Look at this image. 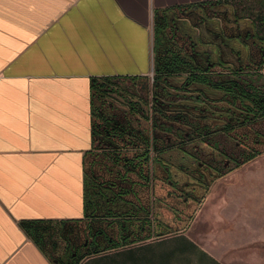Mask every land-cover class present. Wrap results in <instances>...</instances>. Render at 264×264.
I'll use <instances>...</instances> for the list:
<instances>
[{
    "label": "crops",
    "instance_id": "0c3cea01",
    "mask_svg": "<svg viewBox=\"0 0 264 264\" xmlns=\"http://www.w3.org/2000/svg\"><path fill=\"white\" fill-rule=\"evenodd\" d=\"M238 1L0 0V264H225L191 231L226 164L155 80L260 65Z\"/></svg>",
    "mask_w": 264,
    "mask_h": 264
},
{
    "label": "trees",
    "instance_id": "16d2710c",
    "mask_svg": "<svg viewBox=\"0 0 264 264\" xmlns=\"http://www.w3.org/2000/svg\"><path fill=\"white\" fill-rule=\"evenodd\" d=\"M262 13L259 29H264V10ZM257 34L263 55L260 65L254 68L220 65L219 70H213L211 66L203 70L180 55L158 62L156 73L162 75L156 78L155 84L162 85V89L172 87V93L167 87L165 98L167 102L173 103L174 146L187 141H199L217 150L223 159H228L225 163L228 169L231 165L239 168L262 152L258 149L261 145L258 140L261 139L264 146V81L261 74L264 65V35ZM183 75H186L185 79H182ZM169 78H178L180 82L170 83ZM193 85L219 96L211 98L204 91H195ZM181 101L190 105H181ZM252 126L262 130L252 131ZM228 138L238 147L244 148L245 152L240 154L243 156L241 162L236 155H227L226 147H222V141Z\"/></svg>",
    "mask_w": 264,
    "mask_h": 264
},
{
    "label": "rangeland",
    "instance_id": "374dc122",
    "mask_svg": "<svg viewBox=\"0 0 264 264\" xmlns=\"http://www.w3.org/2000/svg\"><path fill=\"white\" fill-rule=\"evenodd\" d=\"M237 3L243 7V16L256 24L257 33L264 35V29H259L264 0ZM261 74L264 81V66ZM258 141L262 152L253 160L239 168L231 165L229 170L226 166L221 169V176L200 204L191 231L200 245L225 264H264V146L261 139ZM222 147H226L227 155H236L242 161L244 148L229 138L222 141ZM227 160L222 157L221 162Z\"/></svg>",
    "mask_w": 264,
    "mask_h": 264
},
{
    "label": "flooded vegetation",
    "instance_id": "af4514ba",
    "mask_svg": "<svg viewBox=\"0 0 264 264\" xmlns=\"http://www.w3.org/2000/svg\"><path fill=\"white\" fill-rule=\"evenodd\" d=\"M256 30V29H255ZM257 32V31H256ZM262 50V49H261ZM262 55H263V50H262ZM256 66H258V65H256ZM249 68H252V67H249Z\"/></svg>",
    "mask_w": 264,
    "mask_h": 264
}]
</instances>
